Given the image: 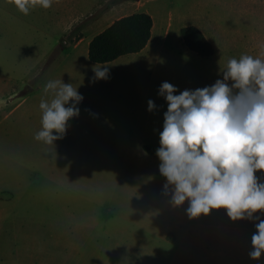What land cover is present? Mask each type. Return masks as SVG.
Segmentation results:
<instances>
[{
	"label": "rangeland",
	"instance_id": "1",
	"mask_svg": "<svg viewBox=\"0 0 264 264\" xmlns=\"http://www.w3.org/2000/svg\"><path fill=\"white\" fill-rule=\"evenodd\" d=\"M140 1L53 0L51 8L37 6L26 16L11 0H0V264H264V252L258 260L249 256L259 221H233L224 208L190 218L187 234L168 230L181 221L171 189L165 193L167 180L156 155L168 104L144 90L147 78L110 76L99 81V98L87 78L63 79L83 96L76 117L81 123L71 122L51 145L34 138L41 129L40 99H28L11 113L25 92L42 84L60 56L82 52L83 47L71 46L74 36L94 37ZM146 9L163 13L167 21L173 17V36H181L179 25H199L212 33L229 10L218 0H149ZM263 19L259 11L226 20L235 22L228 26L236 59L247 54L264 60L256 39L264 32ZM201 79L193 86L183 75L150 84L171 83L179 95L210 85L207 77ZM114 86L124 88L125 106L114 105L121 96ZM149 100L156 105L153 111ZM86 132L115 135L116 140L79 156L74 140ZM138 144L144 151L133 150ZM66 146L72 150L65 151ZM255 176L264 184V171ZM136 184L147 188L135 190ZM188 206L187 200L179 206L184 215ZM253 215L264 219V211ZM219 224L226 225V234ZM75 231L87 233L74 236ZM130 246L134 249H125Z\"/></svg>",
	"mask_w": 264,
	"mask_h": 264
},
{
	"label": "clouds",
	"instance_id": "2",
	"mask_svg": "<svg viewBox=\"0 0 264 264\" xmlns=\"http://www.w3.org/2000/svg\"><path fill=\"white\" fill-rule=\"evenodd\" d=\"M11 2L26 16L37 6L53 5V0ZM92 71V83L110 78L107 65L95 64ZM43 90L51 98H41V129L34 138L51 145L63 138L68 121L79 116L83 96L62 80L47 81ZM177 91L168 82L158 90L168 104L156 151L159 172L167 180L165 193L171 189L174 206L187 200L190 218L224 208L233 221H259L249 253L258 260L264 252V219L253 214L264 211V184L255 176L264 171V60L247 54L230 58L222 80L175 95ZM147 103L149 111L156 108L154 101Z\"/></svg>",
	"mask_w": 264,
	"mask_h": 264
},
{
	"label": "crops",
	"instance_id": "3",
	"mask_svg": "<svg viewBox=\"0 0 264 264\" xmlns=\"http://www.w3.org/2000/svg\"><path fill=\"white\" fill-rule=\"evenodd\" d=\"M148 1L149 0H146V2H144L141 0L136 9L129 13L132 14L136 12H147L152 15L154 19L151 39L148 45L142 51L120 56L119 58L111 62L95 63L92 62L89 58V46L92 39L97 34L90 39H87L84 33L79 38L74 37L71 46L74 47V50H78L83 47L82 52L79 51L74 53H66L65 55L60 56V62L57 63L58 65L55 64L56 67L54 66V68H51L46 73L42 84L37 88L28 90L27 92L29 93L25 92L24 97L12 108L11 113H15L22 105V103H24L28 99H40V101L42 97L50 99V95L45 96L43 90L44 85L49 80H77L78 78H87L90 81L91 90H95L99 98V94H102L100 87L101 80H98L95 83L91 82V78L94 76L92 67L95 64L100 66H109L110 76L112 77L114 76L116 78H119L128 75H138L147 78L149 80V83L145 86L144 90L151 95H159V88L154 84H150V82H155L160 77L171 79L173 77H179L183 75L184 78L191 79L190 86H193L196 83L201 84V77L205 76L209 79V86H211L216 82V80L223 79V71L226 69L227 61L230 58H236L235 53L233 52L234 40L231 38L232 29L229 28L228 23H233L234 21L239 20V18L244 14H254L256 12L258 13L259 11L264 12V0H218V2L224 5V8L229 9L227 10L228 18H224V15V17L221 18V21L219 20V23L216 27L217 29H215V31H213L212 33L205 29L203 26H197L205 33L207 38L215 47V53L212 56L202 57L187 47L182 35L179 36L177 34V36H173V17L172 19L170 18L167 21L163 13L157 11L152 12L149 9H146V3ZM227 19L234 21L227 22ZM183 27L184 25H179L178 28L180 33ZM70 29L71 28H69V30ZM256 39L261 41V44L259 45L260 48L262 47V50L264 51V32ZM215 42L221 45L220 49H218V47L215 45ZM73 87L77 88L79 92V88L76 87V85ZM113 89L115 92L121 94V96L119 97L120 101L113 102L114 105L118 104L120 106H125V104L128 103V97L125 95L124 88L114 86ZM159 97L160 99L164 98L160 95ZM40 101H37L38 105L40 104ZM83 105L84 104L82 102L77 105L79 110L82 109ZM78 120L79 118H72L68 121V125H70L71 122H75ZM78 122L81 123L80 120ZM130 135L133 139L138 140L139 142L143 139L145 140L144 135H138L135 133H131ZM114 140H116L115 135L99 136L98 134L93 132L90 134L86 132L85 135H81L79 138H76L74 140L76 142L73 145V149L79 156H85L89 152H99L98 148L102 149L105 147V141ZM144 147L145 146L143 144H138L133 148V150L141 152L142 149L144 151ZM64 150L70 151L72 149L70 146H66ZM132 188L139 191H145L147 186L146 184H136ZM174 210L176 211V214L181 218V221L175 227L168 226V230H174L180 232L181 234H187L189 232L187 224H189L190 219L187 211L184 215V211H181L179 209V206H175ZM218 227L219 229H221L220 231L224 230L223 232L224 234H226V225H223V227H221V224H219ZM91 230V234H94L96 232L94 231V229ZM66 233L67 232L64 233L65 236H67ZM86 233L87 232L83 231H75L74 236H83L86 235ZM125 249L133 250L134 247L130 246L129 248ZM130 252H133L135 254V251L130 250Z\"/></svg>",
	"mask_w": 264,
	"mask_h": 264
},
{
	"label": "trees",
	"instance_id": "4",
	"mask_svg": "<svg viewBox=\"0 0 264 264\" xmlns=\"http://www.w3.org/2000/svg\"><path fill=\"white\" fill-rule=\"evenodd\" d=\"M153 26L154 19L147 12H136L116 19L92 39L89 46L90 60L107 63L120 56L142 51L151 39ZM81 35L74 37L79 38ZM181 35L187 47L198 55L210 57L215 53L214 45L199 27L184 26Z\"/></svg>",
	"mask_w": 264,
	"mask_h": 264
}]
</instances>
